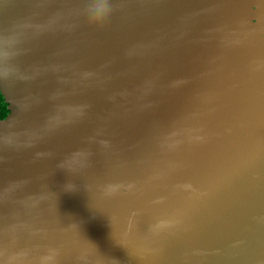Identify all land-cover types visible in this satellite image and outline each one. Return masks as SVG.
Masks as SVG:
<instances>
[{"label": "water", "instance_id": "obj_1", "mask_svg": "<svg viewBox=\"0 0 264 264\" xmlns=\"http://www.w3.org/2000/svg\"><path fill=\"white\" fill-rule=\"evenodd\" d=\"M0 92V264H264V0H0Z\"/></svg>", "mask_w": 264, "mask_h": 264}, {"label": "trees", "instance_id": "obj_2", "mask_svg": "<svg viewBox=\"0 0 264 264\" xmlns=\"http://www.w3.org/2000/svg\"><path fill=\"white\" fill-rule=\"evenodd\" d=\"M9 111L7 108V104L0 92V119L5 118L8 115Z\"/></svg>", "mask_w": 264, "mask_h": 264}, {"label": "snow or ice", "instance_id": "obj_3", "mask_svg": "<svg viewBox=\"0 0 264 264\" xmlns=\"http://www.w3.org/2000/svg\"><path fill=\"white\" fill-rule=\"evenodd\" d=\"M105 12H106V8H105V6H103V5H100V6H98V7L95 9V15H96V17H98V18H103V16L105 15Z\"/></svg>", "mask_w": 264, "mask_h": 264}]
</instances>
